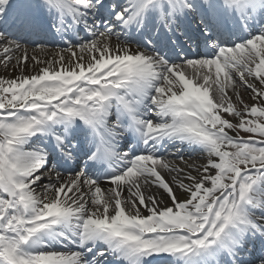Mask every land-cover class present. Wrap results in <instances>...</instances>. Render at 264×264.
<instances>
[{
	"label": "snow or ice",
	"instance_id": "obj_1",
	"mask_svg": "<svg viewBox=\"0 0 264 264\" xmlns=\"http://www.w3.org/2000/svg\"><path fill=\"white\" fill-rule=\"evenodd\" d=\"M0 64V264H264V0H0Z\"/></svg>",
	"mask_w": 264,
	"mask_h": 264
},
{
	"label": "bare ground",
	"instance_id": "obj_2",
	"mask_svg": "<svg viewBox=\"0 0 264 264\" xmlns=\"http://www.w3.org/2000/svg\"><path fill=\"white\" fill-rule=\"evenodd\" d=\"M111 43L113 44V46H116L117 45V40H116L115 36H113ZM50 45H54V44H50V43H47L46 42L45 45H44V50L43 51H40L38 49L35 53L32 52V47H29V56L31 57L32 55H36L41 61L51 60V59H53V57L55 56V54L57 52H60L62 49H65L67 47V46H61V45H58L57 47H54V46H50ZM132 47L135 48V45H133ZM75 51L77 52V55H81V53L79 52V49L78 48L75 49ZM63 54L65 55L66 59H68L70 57V53H68L67 51H64ZM83 55L85 56V61H87L88 54L87 53H84ZM14 63H15V61L12 62V64H14ZM12 64H9V66L7 68H5L3 66L0 67L1 68V70H0V78H6V79L7 78H15V77H18V76L21 75V69L20 68H17L14 71L13 70V67H12ZM44 66H46V65L43 64V63H41L39 65H36L34 63V61H32L31 59H29L27 61V66L23 68V74L24 75L35 74V72L39 68H42ZM56 67H59V65H56ZM191 71L192 70L189 69V73H191ZM240 90L241 89H239V92H240ZM229 95H232L231 90H229ZM249 97L250 96L248 95L247 101L251 104V103H253V101H251ZM233 102H235V97H233ZM176 143H177V145L179 144L180 146H184L186 144V143L185 144H180L179 142H176ZM168 148H170V147L168 146ZM176 151L177 150H175V149H169L168 151H165L163 154L169 160H173V159H175V157L169 155V153H174ZM179 155H182V154H179ZM182 156H184V158L186 160H189L190 162L191 161H196L199 164L205 163V160L201 159V157H199L198 155H195V157L193 155H182ZM177 162H179V161H177ZM193 174H195V173H193ZM185 182L187 183V181H185ZM112 187H114V186L111 185L110 182L109 183H105L104 185H101V188L105 191V194L106 195L109 194L108 190L110 188H112ZM152 191H156V189L153 188ZM176 191H177L178 197H180L181 199H183L184 197L187 196V193H182L179 190H176ZM37 192H41V189L40 188H37ZM85 192H87V189L86 188H85ZM124 195L127 196V192H125ZM164 204H169V201L168 200H165L164 201ZM164 204H162L161 207H163ZM141 212H142V214L147 215V213L144 211L143 208H141Z\"/></svg>",
	"mask_w": 264,
	"mask_h": 264
},
{
	"label": "rangeland",
	"instance_id": "obj_3",
	"mask_svg": "<svg viewBox=\"0 0 264 264\" xmlns=\"http://www.w3.org/2000/svg\"><path fill=\"white\" fill-rule=\"evenodd\" d=\"M29 47H32V46L30 45ZM2 66H3V65L0 64V67H2ZM3 67H4V66H3ZM0 70H1V68H0ZM240 95H241V97L243 98V100H244V102H245L246 104H250V103L247 101L248 95L250 96V93H249L248 91H245L244 89L241 88V90H240ZM234 103H235V102H234ZM238 108L243 112V106H242V105H238ZM223 115L225 116V118L231 120L233 123L238 122L237 118H235V117L228 116L227 114H223ZM247 118H249V117H247ZM229 134H230V135H233V136H236V135H239V132H238V130H229ZM239 136H240V135H239ZM201 155H202V154H201ZM204 156H205V155L203 154L202 157H201V159L205 160V157H204Z\"/></svg>",
	"mask_w": 264,
	"mask_h": 264
}]
</instances>
